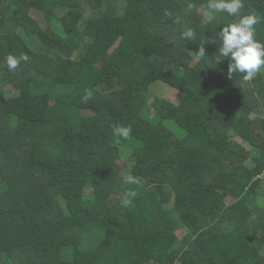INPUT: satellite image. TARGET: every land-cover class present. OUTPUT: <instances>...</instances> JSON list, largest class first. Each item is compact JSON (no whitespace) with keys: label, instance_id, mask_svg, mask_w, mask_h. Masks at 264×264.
Instances as JSON below:
<instances>
[{"label":"trees","instance_id":"obj_1","mask_svg":"<svg viewBox=\"0 0 264 264\" xmlns=\"http://www.w3.org/2000/svg\"><path fill=\"white\" fill-rule=\"evenodd\" d=\"M208 3L0 0V264H264V70L215 63Z\"/></svg>","mask_w":264,"mask_h":264},{"label":"clouds","instance_id":"obj_2","mask_svg":"<svg viewBox=\"0 0 264 264\" xmlns=\"http://www.w3.org/2000/svg\"><path fill=\"white\" fill-rule=\"evenodd\" d=\"M211 13L224 14L235 19L222 27L219 31L218 41L220 47L215 54L217 57L215 63L221 62L222 58L229 61L228 76L231 79L235 73H240L245 82L253 81L257 75L264 70V42H261L256 37L255 26L261 22V17L255 13L243 14L242 9L245 7V0H209L207 5ZM182 37L191 40L195 37V32L192 28H187ZM206 43V41H202ZM199 60H203L206 56L205 48L201 46L199 51L195 53ZM27 56L21 55L16 57L9 55L6 57V64L9 70H15L21 63L26 61ZM91 91H86L85 99L91 98ZM131 125L122 126L115 125L113 134L119 138L120 142L127 141L132 135ZM126 184L138 185L140 179L134 175H126L124 177ZM136 192L129 190L124 193L122 205L128 207L132 203V198Z\"/></svg>","mask_w":264,"mask_h":264},{"label":"rangeland","instance_id":"obj_3","mask_svg":"<svg viewBox=\"0 0 264 264\" xmlns=\"http://www.w3.org/2000/svg\"><path fill=\"white\" fill-rule=\"evenodd\" d=\"M212 16L211 12L208 10H205L204 8H201L199 10H196V12L193 14V17H195L196 19H198L199 21L203 22V23H207L208 18H210ZM163 84L161 83H156L155 85H153V87L155 86H161ZM166 85H164L163 87L156 89L155 88V95L156 96H161L164 97L165 99L169 100L170 102L174 103V104H178L180 102V100H183L184 96H181V94H179L178 92L168 88ZM152 87V88H153ZM169 130L175 134L177 137L182 138L185 135V132L174 122H170L168 125ZM121 165H124V161H120ZM180 236V235H179ZM160 264H170L167 261L166 257H163L160 261Z\"/></svg>","mask_w":264,"mask_h":264}]
</instances>
